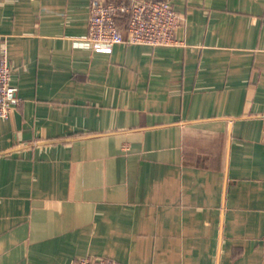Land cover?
Listing matches in <instances>:
<instances>
[{"label":"crops","instance_id":"0c3cea01","mask_svg":"<svg viewBox=\"0 0 264 264\" xmlns=\"http://www.w3.org/2000/svg\"><path fill=\"white\" fill-rule=\"evenodd\" d=\"M172 2L105 52L91 0H0V264H264V0Z\"/></svg>","mask_w":264,"mask_h":264},{"label":"built area","instance_id":"2783aa9c","mask_svg":"<svg viewBox=\"0 0 264 264\" xmlns=\"http://www.w3.org/2000/svg\"><path fill=\"white\" fill-rule=\"evenodd\" d=\"M184 22L172 0H91L88 33L79 43L111 52L116 43L176 45V31ZM127 32V36L122 34ZM21 102L12 83L5 51L0 52V118H8ZM73 264H122L106 256H86Z\"/></svg>","mask_w":264,"mask_h":264}]
</instances>
